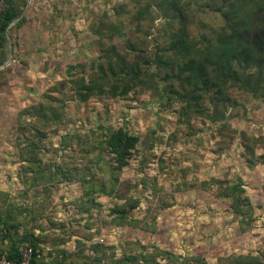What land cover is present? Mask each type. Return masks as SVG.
Listing matches in <instances>:
<instances>
[{
	"label": "rangeland",
	"instance_id": "rangeland-1",
	"mask_svg": "<svg viewBox=\"0 0 264 264\" xmlns=\"http://www.w3.org/2000/svg\"><path fill=\"white\" fill-rule=\"evenodd\" d=\"M160 5L17 2L0 55V255L29 245L32 264L264 263L263 99L233 91L211 121L146 86L87 96L110 46L149 34L151 49ZM117 131L136 139L123 166Z\"/></svg>",
	"mask_w": 264,
	"mask_h": 264
},
{
	"label": "trees",
	"instance_id": "trees-1",
	"mask_svg": "<svg viewBox=\"0 0 264 264\" xmlns=\"http://www.w3.org/2000/svg\"><path fill=\"white\" fill-rule=\"evenodd\" d=\"M18 1L24 0H6L7 7L1 14L0 55L7 43V26L19 13ZM154 2L161 3L167 19L150 35L151 49L143 46L149 34L110 46L107 68L91 75L87 96L106 86L105 91L113 95L146 86L156 100L183 102L211 121L221 120L236 102L233 91L264 100V0ZM207 11L219 15L221 24L213 26L198 20V14ZM194 26L201 31H194ZM168 29L172 31L167 33ZM111 138L109 145L119 164L126 165L136 139L122 131ZM20 250L0 255V259H19ZM33 254L32 248L31 264Z\"/></svg>",
	"mask_w": 264,
	"mask_h": 264
},
{
	"label": "built area",
	"instance_id": "built-area-1",
	"mask_svg": "<svg viewBox=\"0 0 264 264\" xmlns=\"http://www.w3.org/2000/svg\"><path fill=\"white\" fill-rule=\"evenodd\" d=\"M6 7V0H0V17ZM31 257L32 248L29 246H25L20 250L19 259H9L7 257H2L0 259V264H31Z\"/></svg>",
	"mask_w": 264,
	"mask_h": 264
},
{
	"label": "crops",
	"instance_id": "crops-1",
	"mask_svg": "<svg viewBox=\"0 0 264 264\" xmlns=\"http://www.w3.org/2000/svg\"><path fill=\"white\" fill-rule=\"evenodd\" d=\"M15 19H16V18H15ZM15 19H13V20H15ZM13 20H12V21H13ZM12 21L8 24L6 31H7L8 29H10V27L12 26V24H13ZM11 23H12V24H11ZM9 25H10V26H9ZM0 50H1V48H0ZM263 241H264V239H263Z\"/></svg>",
	"mask_w": 264,
	"mask_h": 264
},
{
	"label": "water",
	"instance_id": "water-1",
	"mask_svg": "<svg viewBox=\"0 0 264 264\" xmlns=\"http://www.w3.org/2000/svg\"><path fill=\"white\" fill-rule=\"evenodd\" d=\"M14 21H15V20H14ZM12 23H13V21H12ZM12 23H11V24H12ZM9 26H10V25H9Z\"/></svg>",
	"mask_w": 264,
	"mask_h": 264
}]
</instances>
